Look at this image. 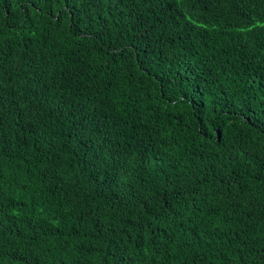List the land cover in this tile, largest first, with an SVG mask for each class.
Returning <instances> with one entry per match:
<instances>
[{
  "label": "trees",
  "instance_id": "obj_1",
  "mask_svg": "<svg viewBox=\"0 0 264 264\" xmlns=\"http://www.w3.org/2000/svg\"><path fill=\"white\" fill-rule=\"evenodd\" d=\"M0 264H264V0H0Z\"/></svg>",
  "mask_w": 264,
  "mask_h": 264
}]
</instances>
